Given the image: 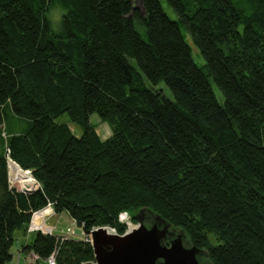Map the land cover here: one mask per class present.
<instances>
[{
	"label": "trees",
	"instance_id": "obj_1",
	"mask_svg": "<svg viewBox=\"0 0 264 264\" xmlns=\"http://www.w3.org/2000/svg\"><path fill=\"white\" fill-rule=\"evenodd\" d=\"M165 1L177 20L159 0H140L144 15L131 0H0V125L7 103L30 122L0 143V264L47 203L84 231L117 234L120 213L135 223L149 208L213 264H264V0ZM7 156L31 172V193L10 187ZM55 249L57 264L93 261L75 238L36 232L22 246L41 260Z\"/></svg>",
	"mask_w": 264,
	"mask_h": 264
},
{
	"label": "water",
	"instance_id": "obj_2",
	"mask_svg": "<svg viewBox=\"0 0 264 264\" xmlns=\"http://www.w3.org/2000/svg\"><path fill=\"white\" fill-rule=\"evenodd\" d=\"M34 186L35 182L21 192L29 194ZM133 218L136 226L122 234L109 233L107 227L83 233L75 229L93 251V261L83 264H213L205 250L191 244L183 229L173 227L160 214L141 208Z\"/></svg>",
	"mask_w": 264,
	"mask_h": 264
},
{
	"label": "rangeland",
	"instance_id": "obj_3",
	"mask_svg": "<svg viewBox=\"0 0 264 264\" xmlns=\"http://www.w3.org/2000/svg\"><path fill=\"white\" fill-rule=\"evenodd\" d=\"M131 1H132L133 6L139 10L140 14L144 15V11H143L142 6L140 4V0H131ZM159 2L161 4L163 11L167 14V16L172 20H177L176 14L170 8V6L167 4V2L165 0H159ZM48 17H49V20L52 24L53 30L57 31L58 27H59V21L61 18V8L59 7V5H53L49 9ZM182 32L184 34L185 41L187 42V44L190 47L191 56H192L193 61L199 66L203 65L204 64L203 58L201 57L199 50L196 47V45L194 44V42L192 41L190 35L184 29L182 30ZM145 83H146V86H148V83L147 82H145ZM211 86H212V89H213L217 99L219 101H221V95H220L217 87L215 86V84L212 82V80H211ZM156 88L162 92V94L165 98L170 99V100L173 99L172 94L165 87L163 82H161ZM1 110H2V114L4 113V115H3L2 124L0 125V143L5 145L11 136H18V135L25 134L26 131H28L27 129L30 126V122L27 120H22V119L15 117L11 111V107H10L9 103L5 104L4 108H1ZM89 121H90L91 125L94 127L95 132L98 130L101 138H104V137L109 138L111 136V130H110L109 125L106 122L100 120L99 117L92 115L90 117ZM57 122L69 124L68 123L69 122L68 117L66 115H62V116L58 117ZM69 127H70L72 132H74V133H76V131L79 132V129L77 127L71 125V124H69ZM104 128H105V130H108L107 135H103L102 130ZM6 154H8V151L6 152ZM11 165L13 168L14 167L16 168L15 164L11 163ZM8 171H9L8 179H9V177L11 179L17 178L20 182L18 184L17 183L14 184L13 182L10 181V179L8 180L11 188L15 189L16 191H19L18 189L21 190V188L25 187L26 183H29L30 180H34L30 174L25 173L22 169L19 168V166H17V172H18L19 176L22 177V179L17 177L15 175L16 172L15 173L12 172L10 170V168ZM47 221H48V219H47ZM69 222H70L69 217L63 213L62 215L58 214L57 216L54 217V219L49 220L48 223L53 225V226H56V232L55 233L58 234L59 232L66 230ZM131 224H132V226H136V222L135 223L131 222ZM107 228H111V227H107ZM16 232L17 231H15L14 233H16ZM35 236H36V232L33 234V239ZM16 249H17V246L14 245L13 249L11 250L10 253L14 254Z\"/></svg>",
	"mask_w": 264,
	"mask_h": 264
},
{
	"label": "built area",
	"instance_id": "obj_4",
	"mask_svg": "<svg viewBox=\"0 0 264 264\" xmlns=\"http://www.w3.org/2000/svg\"><path fill=\"white\" fill-rule=\"evenodd\" d=\"M10 158L7 156V166L9 170V162ZM25 172V171H24ZM30 172V171H27ZM35 182V180H34ZM11 187V186H10ZM53 206L52 203H47V205L38 211L32 212L30 221L26 228V234L34 233V232H40L43 235L47 236H55L56 242H64L69 239H77V236L74 233V229H79L84 231L83 227L84 224H81L80 226H77L76 222L72 220L71 226L67 227L65 231H61L58 234L56 232V226H49L45 222V220L54 215ZM118 222L122 223L125 226V231L130 230L133 226L131 224V220L129 218V215L126 212H122L118 215ZM97 228H91L90 230H95ZM109 233L117 234L116 231L113 228H108ZM57 257V249H55L47 258L44 260H41L36 254L32 253L30 258V264H37L38 262H42V264H57L56 262ZM83 264V263H81Z\"/></svg>",
	"mask_w": 264,
	"mask_h": 264
},
{
	"label": "crops",
	"instance_id": "obj_5",
	"mask_svg": "<svg viewBox=\"0 0 264 264\" xmlns=\"http://www.w3.org/2000/svg\"><path fill=\"white\" fill-rule=\"evenodd\" d=\"M102 132H103V135H107L108 134V130H105V128L102 130ZM96 133H97L98 137L101 139V141H104V140H106L108 138V137L101 138V136L99 135L98 130L96 131ZM74 134L76 136H78V133H74ZM62 214L63 213H61L60 215H62ZM64 214H66V213H64ZM57 215L58 214H54V215L48 217L47 218L48 221L46 219L45 222L49 226H53V225L49 224L48 222H49V220L54 219V217L57 216ZM66 215L68 216V214H66ZM69 220H70V222H69L67 227L71 226V223H72V219L70 217H69ZM34 233L26 234V233H24L22 231H17L16 233H14L13 237L15 238V242L13 243V246L16 245L17 249L15 250L14 254L11 253L12 258H11V261H10L9 264H30V258H31L32 252H24V251H22V246H26V245H28L30 243V241H32ZM77 239L82 240L83 236H77ZM13 246L11 247L10 252L13 249ZM37 264H42V262H38Z\"/></svg>",
	"mask_w": 264,
	"mask_h": 264
},
{
	"label": "bare ground",
	"instance_id": "obj_6",
	"mask_svg": "<svg viewBox=\"0 0 264 264\" xmlns=\"http://www.w3.org/2000/svg\"><path fill=\"white\" fill-rule=\"evenodd\" d=\"M11 161L9 162V168H10V170L12 171V172H14L15 173V167L13 168L12 167V165H11ZM14 164V163H13ZM16 169H17V166H16ZM9 172V171H8ZM28 174V173H27ZM16 175V174H15ZM17 176V175H16ZM9 179H10V181L11 182H13L14 184L15 183H20L19 182V180L17 179V178H15V179H11L10 177H9ZM33 183H34V180H30L29 181V183H26V185H25V187H23V188H21V190H25V189H27V188H29V187H31L32 185H33ZM18 190H20V189H18Z\"/></svg>",
	"mask_w": 264,
	"mask_h": 264
},
{
	"label": "clouds",
	"instance_id": "obj_7",
	"mask_svg": "<svg viewBox=\"0 0 264 264\" xmlns=\"http://www.w3.org/2000/svg\"><path fill=\"white\" fill-rule=\"evenodd\" d=\"M11 160V159H10ZM12 161V160H11ZM13 162V161H12ZM15 163V162H14ZM16 164V163H15ZM8 167V166H7ZM31 173V172H30ZM8 176H9V172H8ZM9 180V179H8ZM35 184H36V182H35ZM21 192V191H20ZM75 230V229H74ZM84 232V231H83ZM125 232V231H124ZM123 232V233H124ZM82 236H83V239H82V241L84 240V235L82 234ZM80 240V239H79Z\"/></svg>",
	"mask_w": 264,
	"mask_h": 264
},
{
	"label": "flooded vegetation",
	"instance_id": "obj_8",
	"mask_svg": "<svg viewBox=\"0 0 264 264\" xmlns=\"http://www.w3.org/2000/svg\"><path fill=\"white\" fill-rule=\"evenodd\" d=\"M129 218H131V217L129 216Z\"/></svg>",
	"mask_w": 264,
	"mask_h": 264
}]
</instances>
